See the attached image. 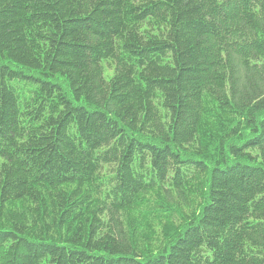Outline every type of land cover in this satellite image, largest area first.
<instances>
[{
    "label": "trees",
    "instance_id": "obj_1",
    "mask_svg": "<svg viewBox=\"0 0 264 264\" xmlns=\"http://www.w3.org/2000/svg\"><path fill=\"white\" fill-rule=\"evenodd\" d=\"M0 264H264V0H0Z\"/></svg>",
    "mask_w": 264,
    "mask_h": 264
},
{
    "label": "rangeland",
    "instance_id": "obj_2",
    "mask_svg": "<svg viewBox=\"0 0 264 264\" xmlns=\"http://www.w3.org/2000/svg\"><path fill=\"white\" fill-rule=\"evenodd\" d=\"M63 78H61L60 80V86L62 87V89H64V90H66V87H65V84L63 83V80H62Z\"/></svg>",
    "mask_w": 264,
    "mask_h": 264
}]
</instances>
